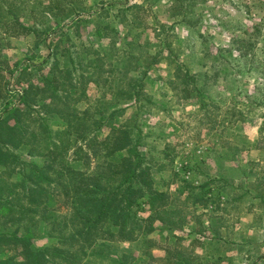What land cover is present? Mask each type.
Listing matches in <instances>:
<instances>
[{"label":"rangeland","instance_id":"obj_1","mask_svg":"<svg viewBox=\"0 0 264 264\" xmlns=\"http://www.w3.org/2000/svg\"><path fill=\"white\" fill-rule=\"evenodd\" d=\"M8 3L22 22L38 32L12 35L0 23V113L6 99L25 110L17 96L33 84L39 89L34 108L43 118L52 116L43 106L48 102L47 93L41 91L43 77L58 76L59 68L69 66L71 59L89 60L95 52L107 64L105 73L87 83L86 94L93 102L114 98V78L127 85L131 76L140 78L148 72L142 76L134 107L107 119V124L115 126L137 113L142 133L138 149L153 164L154 187L176 199L187 223L170 228L155 221L148 235L152 242L145 248L150 255L135 250L131 264L182 263L184 257L190 264H264V0ZM8 3L0 0L3 16ZM119 8H125V17ZM123 66L128 68L122 70ZM187 74L196 75V80L182 83ZM194 86L199 89L186 97L185 88ZM86 106L82 101L74 109ZM52 118L45 121L56 130L55 122L62 118ZM100 119L106 121L105 116ZM20 123L36 129L32 121ZM104 136L101 133L98 138ZM0 145L21 154L26 162L44 161L28 155L27 147ZM172 157L169 167L178 174L168 167L156 170V161L168 164ZM94 164L90 162L89 170ZM18 167L10 172L12 178L30 173L18 172ZM54 168L52 176L57 173ZM179 178L194 185L211 180V194L219 201L207 206L183 204L185 193L178 195L177 190ZM56 209L68 213L61 201ZM45 242L44 237L37 240L38 245ZM118 245L136 248L135 241ZM107 264H117L114 256Z\"/></svg>","mask_w":264,"mask_h":264},{"label":"trees","instance_id":"obj_2","mask_svg":"<svg viewBox=\"0 0 264 264\" xmlns=\"http://www.w3.org/2000/svg\"><path fill=\"white\" fill-rule=\"evenodd\" d=\"M51 4L49 11L53 8ZM118 11L125 17V8ZM1 18L0 23L8 34L38 32L22 22L9 3L4 8V16L0 11ZM96 32L101 34L98 28ZM95 53L89 60L71 59L69 66L59 68L58 76L43 77L41 91L47 93L45 98L48 99L43 106L51 110L52 116L62 118L55 122L58 129L54 130L45 121L54 117L43 118L34 108V98L39 93L35 85L30 84L17 96L25 110L12 106L7 99L3 101L0 143L11 145L13 149L27 147L28 155L41 156L44 161L26 162L21 154L0 145V264H107L113 256L117 264H131L135 250L144 256L150 255L145 248L152 242L148 235L154 230L155 221L170 228L187 223L176 199L167 190L154 187L153 164L138 149L142 133L137 113L115 126L107 124V119L134 107L142 76L148 72L145 70L140 78L131 76L127 85L120 78H114L115 84L111 85L114 98L103 97L93 102L86 94L87 83L91 79L95 82L97 75L105 73L103 65L107 64ZM130 55L134 58L132 53ZM180 66L178 63V69ZM127 68L123 66L122 70ZM194 80L196 75L187 74L182 83ZM198 89L197 86L191 90L185 88L186 97ZM122 100L129 102L121 105ZM82 101L87 106L80 111L74 109ZM100 116H105L106 121ZM11 119L15 121L13 124L8 123ZM29 121L36 129L29 130L20 123ZM101 133L105 134L102 139L98 138ZM78 141V145H72ZM172 160L173 157L168 164L156 161V170L170 168ZM91 161L95 164L89 170ZM15 165L19 166L18 172L27 169L30 173L16 176L17 180L12 178L10 172L15 170ZM54 166L57 173L52 176ZM170 169L172 174H178ZM3 170L8 174H3ZM63 172L67 174L62 176ZM179 180L178 195L185 193L180 201L183 204L207 206L219 201L211 194V180L198 185L184 178ZM58 200L67 204V214L56 209ZM41 237L46 242L38 245ZM120 241H135L136 248L121 247ZM187 261L184 257L182 263L174 264H190Z\"/></svg>","mask_w":264,"mask_h":264}]
</instances>
